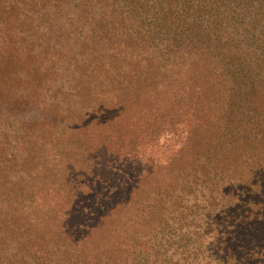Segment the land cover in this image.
I'll return each instance as SVG.
<instances>
[{
	"label": "trees",
	"instance_id": "1",
	"mask_svg": "<svg viewBox=\"0 0 264 264\" xmlns=\"http://www.w3.org/2000/svg\"><path fill=\"white\" fill-rule=\"evenodd\" d=\"M41 18L44 43L29 28ZM158 102L167 105L159 111ZM8 112L58 126L65 143L55 156L69 155L79 168L88 144L75 134L88 120L134 117L127 141L104 126L100 138H112L117 155L106 174L140 189L108 208V178L89 173L93 180L74 186L93 193L81 206L72 195L56 210L12 211L1 226L9 238L0 232V264H264V245L248 240L264 229V0H0V122ZM152 144L168 154L163 164L182 167L156 233L149 221L158 191L132 209L159 169L143 159ZM71 181L63 176L43 192L66 194ZM139 208L147 219L132 212ZM68 217L82 229L78 237ZM142 223L138 241L93 250L109 233ZM92 236L100 238L93 246Z\"/></svg>",
	"mask_w": 264,
	"mask_h": 264
},
{
	"label": "rangeland",
	"instance_id": "2",
	"mask_svg": "<svg viewBox=\"0 0 264 264\" xmlns=\"http://www.w3.org/2000/svg\"><path fill=\"white\" fill-rule=\"evenodd\" d=\"M40 13V9L36 8L35 16L39 15ZM24 15L29 16L30 12L25 11ZM35 27L37 30L36 33L39 35L37 37H40V40L44 43L45 29L42 18L38 22H32V26L30 25L29 28L32 30ZM51 31V37L54 38V27L51 29ZM49 43H52V41ZM67 104H69V101L64 102V105L61 106L62 111ZM138 105H143L147 108L149 106V104L146 102H141L140 100ZM158 105L160 106H157V109H160L162 106L167 104L158 102ZM159 111H161V109ZM123 113L120 115L113 113L111 118L108 119H106L104 116V118L98 120V124L88 120V127L83 130L84 132L75 134L77 135L76 138L78 140L83 138V140L88 144V157L86 155L87 162L86 165L83 164L80 166V168L79 165H76L75 162L72 161V159H69V155L66 158L65 156L63 157V154L61 156H55L61 151V147L65 143L59 134L58 126L44 120L41 121L40 126L26 123L25 120L20 118L18 114H13L12 112L7 113L6 119L1 120L0 122V130L1 125H3V137L0 136V232H2V236L5 237V239L9 238V231L1 229V226L7 219H13L12 211L14 210H18L19 214L21 216L23 215L24 217L26 214L37 213L41 206L52 207L54 210L57 209L56 207H63V205L66 204L68 200H70L72 195H75V198L71 200L74 201V203L80 202V206L81 203L90 199L93 193H90V195L87 194V192H81V189H78L77 193L74 192V186L78 187L82 182L81 179L85 180L87 178L88 180H93L91 176H88L89 173H92L91 175L93 176H97L96 178H101V180L108 178L105 179V181L107 180L108 182L107 184H104V188H106V190L111 189L113 191L112 196L110 194L109 199L106 200V204L109 205L108 208L112 207L113 205H122L127 202L128 198L134 196L132 194L129 197L131 188L136 187L140 189V187L135 185L133 182L123 180L118 173L114 176H109L106 174L108 170L106 169L108 162L117 159V155L114 153L112 138H105L104 140L100 138L103 128L107 131V133L116 132L118 135H120V138L123 142L127 141V137H123V133H125L127 130L126 126L130 124L132 127L130 128L134 131H136V126L135 124H132V122L135 120L134 117L124 115ZM27 126L29 128L30 134L27 132ZM119 126H121L122 133L115 131V127L117 128ZM207 127H210V124H208L206 128ZM205 131L201 132V135L204 136V138L208 136V132L205 133ZM195 139V136H191L188 145L189 147H193V149L198 148L197 145L192 146L194 142L197 144ZM154 144H152V150L150 152L146 151V156L143 158L144 161H147V164L144 162H142V164H146V166L153 165L154 167L153 161H156L155 164L158 165L159 169L156 172L155 179L153 178L151 181H149V187L144 189V191H146L145 194H140V197L135 202L132 209L136 207L137 203L143 200L147 192L157 190V197L154 198L157 211L155 214H153V211H151V219L149 221L150 229L153 233H156L158 229L162 228L159 224L161 215H166L162 211L164 208L162 203L164 198L169 197L168 193L174 184V179H172L174 176L173 173L174 171L177 172L179 169L182 170V167L181 163L168 165L163 164L168 154L164 151V149L157 148V146ZM89 161L93 162L91 163ZM63 176H69L72 179L70 183L71 190L68 191V189L65 188L64 190L67 191L66 194L59 193L53 196H46L43 192L44 189L46 187L57 188V185L60 186ZM94 181H97V179H94ZM120 181L124 184L119 183ZM104 185H102L100 188H103ZM175 188L177 189V187ZM104 193L105 192H101L102 197L104 196ZM30 201H32L31 204ZM101 203L104 206V202L101 201ZM35 205H37L39 208L34 210ZM140 210L141 208L135 209L132 212L139 215L141 218H146L145 215L140 214ZM79 219L80 217L77 216V221ZM65 221L68 226L75 227L74 236H77L82 232L80 227L79 230L76 228V221L74 220V217H68L65 219ZM165 231L168 230L165 229ZM133 232H136V234L133 235ZM146 232L147 223H142L137 224L135 227H126L125 229L118 232H111L107 236H104L105 232L103 234L98 233L104 236V238H102L103 246H97L93 248V250L96 253L116 251L117 248L114 246V240L134 239L138 241L139 236ZM249 234L251 235L249 236L250 238L248 240L254 241V244L258 246L259 250L262 249V245H264V229L255 230L253 235L252 233ZM249 234H247V236ZM99 239L100 238L96 236H92V246L95 245Z\"/></svg>",
	"mask_w": 264,
	"mask_h": 264
}]
</instances>
